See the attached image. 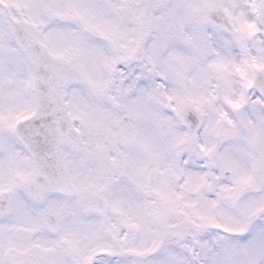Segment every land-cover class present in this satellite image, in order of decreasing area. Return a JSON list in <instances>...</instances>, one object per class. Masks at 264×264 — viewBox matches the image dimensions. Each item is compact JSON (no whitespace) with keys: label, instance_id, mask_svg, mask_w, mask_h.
Wrapping results in <instances>:
<instances>
[{"label":"clouds","instance_id":"obj_1","mask_svg":"<svg viewBox=\"0 0 264 264\" xmlns=\"http://www.w3.org/2000/svg\"><path fill=\"white\" fill-rule=\"evenodd\" d=\"M0 264H264V0H0Z\"/></svg>","mask_w":264,"mask_h":264}]
</instances>
